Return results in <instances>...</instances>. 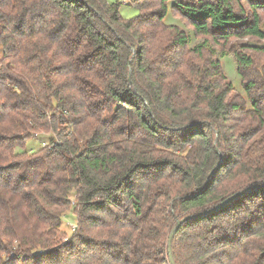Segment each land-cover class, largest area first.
Wrapping results in <instances>:
<instances>
[{
  "label": "trees",
  "instance_id": "obj_1",
  "mask_svg": "<svg viewBox=\"0 0 264 264\" xmlns=\"http://www.w3.org/2000/svg\"><path fill=\"white\" fill-rule=\"evenodd\" d=\"M130 5L0 0V264H264V0Z\"/></svg>",
  "mask_w": 264,
  "mask_h": 264
},
{
  "label": "rangeland",
  "instance_id": "obj_2",
  "mask_svg": "<svg viewBox=\"0 0 264 264\" xmlns=\"http://www.w3.org/2000/svg\"><path fill=\"white\" fill-rule=\"evenodd\" d=\"M109 4L119 3L118 0H106ZM120 14L124 19L130 20L139 15L138 10L132 5H121ZM165 23L169 26H177L184 29L189 36L191 37L190 47H195L200 44L202 41L196 39L193 36V31L185 27L184 23L180 21L178 18L174 17L169 11L168 15L165 18ZM253 44H256L253 42ZM264 46V43L261 44ZM218 57L223 66V70L225 72L226 77L232 83L234 87L235 95L244 96V90L242 86V80L237 72V63L234 56L226 55L222 56L220 51H217ZM1 55V53H0ZM250 107V104L248 105ZM52 138L50 134H40L36 138H32L26 142L25 149H18L17 153L27 152L29 154L38 151L42 146L49 143ZM72 200H74V195L71 196ZM76 228V216L73 213V210L67 212L63 218L62 231L66 234L67 237H70L73 234V230Z\"/></svg>",
  "mask_w": 264,
  "mask_h": 264
},
{
  "label": "water",
  "instance_id": "obj_3",
  "mask_svg": "<svg viewBox=\"0 0 264 264\" xmlns=\"http://www.w3.org/2000/svg\"><path fill=\"white\" fill-rule=\"evenodd\" d=\"M251 189H248L244 192H241V193H238L236 194L235 196L229 198L226 202L222 203L221 205H218L217 207H215L212 211L214 210H218V209H221L223 208L224 206H226L228 203H230L231 201H233L235 198L239 197V196H242L244 194H246L247 192H249ZM200 215H197V216H189L187 217L186 219L184 220H181L179 221V223L177 224L176 228L174 229V231L172 232L171 236H170V239H169V242H168V246L170 248V260H171V264H175L174 262V259L172 257V253H171V248H172V240H173V237L174 235L178 232V230L180 229V227L186 222V221H189L191 219H196L197 217H199Z\"/></svg>",
  "mask_w": 264,
  "mask_h": 264
},
{
  "label": "built area",
  "instance_id": "obj_4",
  "mask_svg": "<svg viewBox=\"0 0 264 264\" xmlns=\"http://www.w3.org/2000/svg\"><path fill=\"white\" fill-rule=\"evenodd\" d=\"M135 0H118V2L121 5H130L131 3H133ZM76 230V228L73 230V232Z\"/></svg>",
  "mask_w": 264,
  "mask_h": 264
}]
</instances>
